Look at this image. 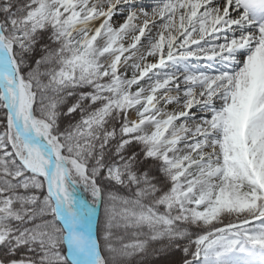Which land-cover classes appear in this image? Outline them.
<instances>
[{
    "label": "snow or ice",
    "instance_id": "obj_1",
    "mask_svg": "<svg viewBox=\"0 0 264 264\" xmlns=\"http://www.w3.org/2000/svg\"><path fill=\"white\" fill-rule=\"evenodd\" d=\"M0 264H264V0H0Z\"/></svg>",
    "mask_w": 264,
    "mask_h": 264
}]
</instances>
